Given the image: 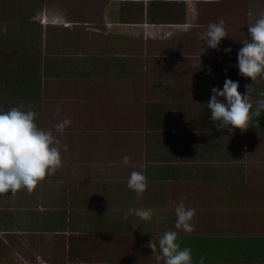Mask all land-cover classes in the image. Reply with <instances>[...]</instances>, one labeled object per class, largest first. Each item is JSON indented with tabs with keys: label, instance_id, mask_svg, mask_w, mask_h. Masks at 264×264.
Here are the masks:
<instances>
[{
	"label": "rangeland",
	"instance_id": "obj_1",
	"mask_svg": "<svg viewBox=\"0 0 264 264\" xmlns=\"http://www.w3.org/2000/svg\"><path fill=\"white\" fill-rule=\"evenodd\" d=\"M207 3L196 4L194 27L180 24L170 37L148 39L140 24H123L141 2L0 0V110L32 109L37 125L54 133L56 123L71 120L56 133L68 145L62 166L37 186L48 185L44 197L54 201L55 187L69 201L67 218L81 231L112 232L103 254L114 247L128 256L115 264H152L148 243L176 230L174 206L181 199L195 209L193 230H177L185 233L179 242L191 248L194 261L264 264V111L246 130L229 132L216 128L206 105L211 89L222 88L226 78L239 81L241 93L252 83L238 74L237 54L250 38L247 13L264 11V0ZM221 18L228 37L206 51L199 34ZM251 88L255 104L264 79ZM125 155L131 160L122 165ZM132 171L147 178L139 198L127 187ZM130 207H152L160 218L125 220ZM230 212L241 229L211 232L207 224L217 225ZM231 235L243 243H229ZM98 243L96 236L81 235L89 258L98 255ZM43 256L47 263H37L50 264ZM6 259L0 264L22 261Z\"/></svg>",
	"mask_w": 264,
	"mask_h": 264
},
{
	"label": "clouds",
	"instance_id": "obj_2",
	"mask_svg": "<svg viewBox=\"0 0 264 264\" xmlns=\"http://www.w3.org/2000/svg\"><path fill=\"white\" fill-rule=\"evenodd\" d=\"M247 15L250 18L247 25L250 38L242 40L243 46L238 51L236 67L238 74L251 77L252 83L246 86V92L241 93L239 81L226 78L222 88L214 86L211 89L212 95L206 104L210 110L209 119L216 128L227 129L229 132L237 128L246 130L252 116H259L264 111V91L258 93L253 104L251 88L258 77L264 79V11L249 10ZM199 35L204 45H207L206 51L208 48L218 49L222 39L228 37L224 19L209 23ZM231 50L230 46L223 49L226 53ZM36 116L34 110H25L23 106L0 110V194H15L21 189L31 192L46 175L62 166V150H66L68 145L62 144L56 133L63 134L65 128L71 125V120L65 117L56 123L54 133L52 129L39 127ZM130 160V156L125 155L122 165L129 164ZM127 187L138 198L141 197L147 189L146 176L140 171H132L127 178ZM163 211L167 212V209ZM174 212L176 230H167L158 241L152 239L148 243L156 264L161 261L163 264H204L203 257L198 262L193 260L191 248L181 247L177 231L190 233L193 230L191 221L195 209L186 207L181 199L175 204ZM129 216L145 221H151L154 216L160 218L157 210L152 207H130L123 211V219L127 220Z\"/></svg>",
	"mask_w": 264,
	"mask_h": 264
},
{
	"label": "crops",
	"instance_id": "obj_3",
	"mask_svg": "<svg viewBox=\"0 0 264 264\" xmlns=\"http://www.w3.org/2000/svg\"><path fill=\"white\" fill-rule=\"evenodd\" d=\"M117 1L135 5L139 2L142 3L138 14H132L133 18L123 22V24L125 25L124 28L127 27L126 24L130 26L140 24L144 28L142 31H145L149 39L152 37H170L175 31V27L180 24L189 28L194 27L191 25L190 17L195 15L196 4L208 2L207 4L211 5L214 0ZM149 16H152L154 20H149ZM137 29L141 28H134V32ZM56 185H58L57 182ZM47 190L48 185L40 184L31 192L21 189L15 194L10 192L0 194V254L6 255V257H0V261L7 258V261L14 263V258H16L24 261H20L19 264H31V262L38 264L37 262L42 260L40 256L44 255V259H47L50 264H115L126 262L127 254L114 250V247H111L112 253L110 255L105 256L103 254V245L106 244L108 235H111L112 232L101 229H93L88 232L81 231L79 225L75 226L72 223V218H67L71 209V207L67 209L70 206L69 201H65V198L61 199L55 187L54 192L57 197L54 201L50 197H44L43 191L47 192ZM36 193H41L42 196L36 199ZM8 206L11 208L6 210ZM86 233L96 236V241H99L96 247L98 255L92 258H89L91 256L84 250H81V247H85L81 245V235L84 237ZM106 250L109 251V248ZM8 251H12L14 255ZM81 253L85 256H81ZM89 253L92 254V250ZM151 257L153 258L150 259L152 264H156L154 256L151 255ZM42 261L47 263L45 260Z\"/></svg>",
	"mask_w": 264,
	"mask_h": 264
},
{
	"label": "trees",
	"instance_id": "obj_4",
	"mask_svg": "<svg viewBox=\"0 0 264 264\" xmlns=\"http://www.w3.org/2000/svg\"><path fill=\"white\" fill-rule=\"evenodd\" d=\"M238 192V191H237ZM232 201L234 200H237L238 198H236V196H234V197H229ZM234 198V199H233ZM225 199V198H224ZM232 215H235L234 213H232V212H230V213H228V215L226 216L227 218L225 219V220H222L221 222H218V224L217 225H208L207 224V227H210V228H212V230H211V232H214V233H216V234H218L217 233V231L218 230H222V232L225 234V232L226 233H229V234H231V229H233V227H237V226H235V220H234V218H232L231 216ZM244 226V225H243ZM237 230H240L241 229V226H238L237 228H236ZM183 234H185V233H181L180 232V234L179 235H183ZM224 234H222V236L224 235ZM219 235V234H218ZM225 236V235H224ZM158 237H160V236H158ZM229 239V243H233V241L234 242H237V241H240V242H242V237L240 238V239H237V236L235 237V235H231L230 236V238H228ZM201 240H205V238L204 239H201ZM229 243H228V245H229ZM243 243V242H242ZM223 247H225V249H227V246H225V244L223 245ZM230 250V249H229ZM230 252H231V254L233 253V251L232 250H230ZM238 259V258H237ZM228 264V263H227Z\"/></svg>",
	"mask_w": 264,
	"mask_h": 264
},
{
	"label": "bare ground",
	"instance_id": "obj_5",
	"mask_svg": "<svg viewBox=\"0 0 264 264\" xmlns=\"http://www.w3.org/2000/svg\"><path fill=\"white\" fill-rule=\"evenodd\" d=\"M234 199V198H233Z\"/></svg>",
	"mask_w": 264,
	"mask_h": 264
}]
</instances>
